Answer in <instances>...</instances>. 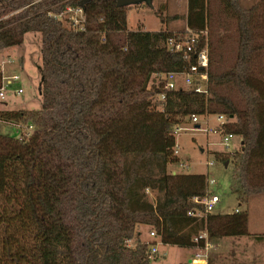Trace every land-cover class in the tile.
I'll list each match as a JSON object with an SVG mask.
<instances>
[{"label":"trees","instance_id":"trees-1","mask_svg":"<svg viewBox=\"0 0 264 264\" xmlns=\"http://www.w3.org/2000/svg\"><path fill=\"white\" fill-rule=\"evenodd\" d=\"M34 1L0 0V48L29 31L41 37L40 107L0 110V125L32 126L28 138L0 132V264H149L157 253L137 238L139 225L191 256L203 230L210 242L263 241L264 233L248 232L246 210L190 216L203 212L192 198L205 196L207 176L170 166L179 161L174 128L191 115L221 114L218 131L240 137L238 150L213 153L230 163V193L238 205L264 195V0H213L236 32L225 70L209 54L212 0H186L183 27L158 30L129 29L128 6L116 0H88L82 31L58 15L79 0ZM166 2L160 22L168 21ZM190 34L196 51L207 48L208 94L177 82L160 100L145 86L195 63L168 45Z\"/></svg>","mask_w":264,"mask_h":264},{"label":"rangeland","instance_id":"rangeland-1","mask_svg":"<svg viewBox=\"0 0 264 264\" xmlns=\"http://www.w3.org/2000/svg\"><path fill=\"white\" fill-rule=\"evenodd\" d=\"M255 1L258 0H240V3L243 6H250ZM166 4L168 14L163 15V12L160 14L168 19L167 22H160L157 16V11L163 5V0H152L151 3L149 0L147 3L128 6L127 27L129 29L156 30L163 28L164 23L175 25L184 23L183 15L186 11V0H167ZM209 8L212 15L208 30L211 33L210 39L213 42L212 47L209 49L210 58L218 70H225L232 63L236 52V32L234 25L229 19L222 16L216 2L212 0L209 3ZM174 14L179 15V18L171 19L170 16ZM181 27L174 29H181ZM40 47V34L29 31L24 33L20 43L0 48L2 80L13 75L18 76L17 80L11 81L10 86L4 92V98L0 99V110L38 109L40 107L38 93L40 82L39 66L41 63ZM174 79L178 80L176 82L181 80L180 78ZM17 89H21V92L16 93ZM196 118V122L189 119L180 124L178 127L181 128L175 132V145L178 146L177 157L180 161L188 163L189 167L185 169L173 164L170 168L177 172L205 174L208 180V195L218 197V202L213 206L211 212L231 213L235 209L246 210V228L248 232L264 233V195L252 196L247 204L238 205L235 197L229 191L230 163L229 161L222 162L215 159L213 154L215 151L229 153L238 150L240 137L231 134L227 146H225L221 139L222 133L214 130L219 125L216 120L217 114L196 115ZM197 126L206 128V130L198 129ZM20 130L18 126L0 125V132L3 134L17 136ZM149 198L153 200L155 193L149 192ZM143 229V235L148 239V228L144 227ZM149 230L151 229L149 228ZM135 242L136 237L127 243L130 245ZM253 242L258 243V245H253L252 248H247L244 245L230 247L224 243L221 245L220 251L225 250V255L228 256L235 253L236 256L251 257L253 260L252 264H256L258 261L264 264V240H253ZM152 245L157 247L158 252L157 257L155 259L151 258L149 264H174L190 256L189 250L185 248L168 244Z\"/></svg>","mask_w":264,"mask_h":264},{"label":"built area","instance_id":"built-area-1","mask_svg":"<svg viewBox=\"0 0 264 264\" xmlns=\"http://www.w3.org/2000/svg\"><path fill=\"white\" fill-rule=\"evenodd\" d=\"M36 2V0L34 1ZM34 2H29L22 6L19 9H16L8 15L16 14L20 10L26 8L29 9L30 6ZM48 15H51L53 17H56L53 13H48ZM58 15H65L68 21V24L70 27L74 28L77 31H82L85 29V13L83 6H79L78 3L75 5H65L62 9V11ZM197 43V35L196 34H190L186 38L182 40H175L173 38L168 39V45L171 50L178 51L184 54H194L195 57V63L191 64L187 69L179 72H172L168 73L165 76H163L161 79L156 80L154 82H149L146 84V89L156 90L157 95L160 100H164L165 94L168 91H171L177 87V79L174 78H180V82L182 86L186 88L192 89L194 92L202 93L204 95L208 94V52L207 48L203 47L200 50H195V45ZM2 65V64H1ZM0 65V67H1ZM3 78V77H2ZM18 76L13 75L8 78H4L1 81L0 85V99L4 98V92L7 90L8 86H10V83L12 80H17ZM6 80V82H5ZM21 89H17L16 93H20ZM190 119L193 122L197 121L196 115H191ZM216 120L219 122V125L224 123L226 121V117L224 115L218 114ZM215 127V131H218V126ZM16 126L19 127L20 133L17 135L18 138H28L32 133V126L30 124L28 125H22V124H16ZM181 127H175L174 128V135L177 130H179ZM198 129L206 130V128H200L197 126ZM231 137L230 133H222V143L227 146V143L229 141V138ZM173 153L177 156L178 154V146H174ZM210 163V162H208ZM177 166L180 168L187 169L189 167L188 163L177 161ZM172 173H175V170L171 171ZM192 200L196 203H200L203 205V212H194L190 211L188 214L190 216H202L205 213L211 212L213 209V206L218 202V197L215 195H208V193L205 194L202 198L193 197ZM150 236L156 237L155 233L153 231L149 232ZM194 242H201V246L193 251L192 256L189 259H186L187 264H206L207 258L209 255V251L214 248V245L208 240V236L205 230L199 232L197 235L193 237ZM157 243L159 244V240L157 239ZM155 246H157L155 244ZM151 251L153 253H157L158 249L157 247H152ZM183 261L185 259H182Z\"/></svg>","mask_w":264,"mask_h":264},{"label":"crops","instance_id":"crops-1","mask_svg":"<svg viewBox=\"0 0 264 264\" xmlns=\"http://www.w3.org/2000/svg\"><path fill=\"white\" fill-rule=\"evenodd\" d=\"M167 0H163V2H166ZM152 2V1H151ZM241 4V3H240ZM243 6V5H242ZM244 7H248V6H244ZM142 25L143 23L140 22ZM182 25H184V23L182 22V24H172V23H168L167 24V27L171 28V29H174V28H179L181 27ZM144 26V25H143ZM160 29V28H158ZM156 29V30H158ZM148 30H154V29H148ZM2 125H11V126H16V125H13V124H6V123H2ZM144 227H147L145 225H140L138 228H137V231L139 232V235H138V239L140 241H144V242H147V243H150V244H156V245H160L161 243H157V237H151L149 232V227L148 228V239L145 238V236L143 235V228ZM243 239V240H242ZM213 245H214V248H212L210 251H209V258H210V264H252L253 263V260L251 257H242V256H236L235 253L232 254L231 256H228V255H225V250H221L220 251V247L222 244H227L229 245L230 247L231 246H242L244 245L245 247L247 248H252L253 245H258V243H255L253 242L252 239L246 237V236H240V237H230V238H225V239H222L221 241L219 242H211ZM163 245V244H162ZM229 247V248H230ZM260 250V249H259ZM191 257V255L187 258L189 259ZM186 260V259H185ZM181 262L183 260H180ZM178 261V262H180ZM177 263V262H176ZM175 264V263H174ZM256 264H261L260 261L256 262Z\"/></svg>","mask_w":264,"mask_h":264},{"label":"water","instance_id":"water-1","mask_svg":"<svg viewBox=\"0 0 264 264\" xmlns=\"http://www.w3.org/2000/svg\"><path fill=\"white\" fill-rule=\"evenodd\" d=\"M88 0H79L78 5L83 6ZM152 0H150L151 3ZM147 3L149 0H116V6L123 7V6H130V5H136L141 3ZM226 166V162H225Z\"/></svg>","mask_w":264,"mask_h":264}]
</instances>
